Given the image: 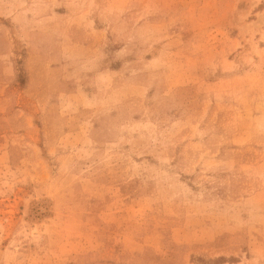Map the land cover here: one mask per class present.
Returning <instances> with one entry per match:
<instances>
[{"label": "rangeland", "instance_id": "1", "mask_svg": "<svg viewBox=\"0 0 264 264\" xmlns=\"http://www.w3.org/2000/svg\"><path fill=\"white\" fill-rule=\"evenodd\" d=\"M0 264H264V0H0Z\"/></svg>", "mask_w": 264, "mask_h": 264}]
</instances>
